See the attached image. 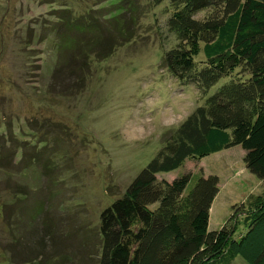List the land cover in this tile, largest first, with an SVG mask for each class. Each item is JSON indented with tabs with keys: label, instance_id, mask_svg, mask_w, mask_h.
Masks as SVG:
<instances>
[{
	"label": "rangeland",
	"instance_id": "374dc122",
	"mask_svg": "<svg viewBox=\"0 0 264 264\" xmlns=\"http://www.w3.org/2000/svg\"><path fill=\"white\" fill-rule=\"evenodd\" d=\"M167 5L0 0V264H97L101 208L155 154L164 133L227 80L202 94L160 67L176 41L164 24ZM242 155L234 145L156 176H217L207 230L232 216L229 247L243 254L229 264H252L264 233V223L256 224L236 245L247 230V196H264V180L244 168ZM239 202L244 213L232 214Z\"/></svg>",
	"mask_w": 264,
	"mask_h": 264
},
{
	"label": "trees",
	"instance_id": "16d2710c",
	"mask_svg": "<svg viewBox=\"0 0 264 264\" xmlns=\"http://www.w3.org/2000/svg\"><path fill=\"white\" fill-rule=\"evenodd\" d=\"M167 8L164 24L176 41L163 52L160 67L202 94L219 78L227 80L164 133L155 154L101 208L97 264H229L242 253L229 247L232 216L207 230L217 176L183 172L169 181L156 176L185 159L238 145L244 168L264 180V0H168ZM191 177L196 179L187 188ZM246 199L252 202L247 230L235 241L237 247L254 225L264 223V196ZM242 202L232 205V214L244 213ZM263 256L264 233L252 264Z\"/></svg>",
	"mask_w": 264,
	"mask_h": 264
}]
</instances>
